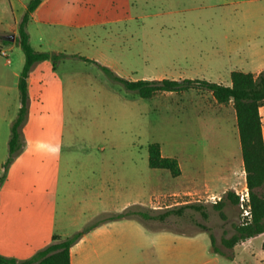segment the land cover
<instances>
[{"label":"rangeland","instance_id":"obj_1","mask_svg":"<svg viewBox=\"0 0 264 264\" xmlns=\"http://www.w3.org/2000/svg\"><path fill=\"white\" fill-rule=\"evenodd\" d=\"M256 1L43 0L27 25L30 45L64 57L36 63L29 72L22 148L0 185V255L27 260L58 237L128 208L146 213L147 220L135 218L153 230L190 234L203 225L223 258L264 264V234L232 249L221 244L242 222L240 207L224 200V193L246 188L231 103L213 105L218 107L214 117L213 98L205 90L143 100L82 60L126 80L183 77L227 85L229 71L245 59L227 47L233 39L245 40L244 31L251 29L247 22L258 12ZM28 2L0 0V176L9 126L19 109L16 83L24 62L12 37ZM259 114L264 141V106ZM153 143L164 157L178 160L183 180L148 167ZM231 169L233 183L223 194L165 196L185 187L193 173L214 179ZM221 198L225 220L212 208ZM193 203L203 207L206 219L185 209L164 222L151 220ZM205 235L201 264L204 258L213 261ZM143 251L136 252V263L139 257L151 259ZM221 259L218 264H225Z\"/></svg>","mask_w":264,"mask_h":264},{"label":"trees","instance_id":"obj_2","mask_svg":"<svg viewBox=\"0 0 264 264\" xmlns=\"http://www.w3.org/2000/svg\"><path fill=\"white\" fill-rule=\"evenodd\" d=\"M43 0H29L25 6L20 20L17 24L16 38L14 43L20 48L24 56L22 69L17 78L16 88L18 91L19 109L16 117L9 126V138L7 143V158L2 165V175L0 185L6 178L8 167L13 162L15 155L22 148L20 137V127L24 123L27 115V79L29 72L36 63L52 60L53 63L62 59L63 55L48 54L46 52L35 51L29 42L27 24L31 15L42 3ZM4 45L11 44L2 40ZM85 62L95 64L109 79L119 83L128 92L135 93L140 99L148 100L158 93L181 94L191 90H205L217 104L227 105L231 103L235 114V124L238 134L240 156L245 173V184L248 190L250 201V221L241 223L235 227L234 234L229 239H221V244L226 249H232L236 244L255 238L264 234V141L259 110L264 106V70L257 75L233 71L229 74V86L207 82L199 79H179V80H135L130 81L116 75L111 69L97 64L94 61L82 59ZM147 165L150 169L166 170L172 178L180 175V168L175 158L163 157L160 146L157 143L150 144L147 150ZM224 200L232 205H238V198L234 193L226 191ZM223 199L221 198L212 205L221 220H225L222 211ZM185 209L199 212L202 219H206L203 207L195 203L185 205L178 209H171L151 217V220L164 222L171 215L179 216ZM139 217L149 219L140 210L131 211L126 209L121 213L104 217L92 226L72 234L62 241L51 243L43 250L35 253L31 258L18 262L14 258H7L0 255V264H70L69 249L83 235L100 224L122 219ZM201 231L206 232L209 237L212 254L222 256L214 247V238L208 233V229L199 225ZM261 250L264 254V241L261 243Z\"/></svg>","mask_w":264,"mask_h":264},{"label":"crops","instance_id":"obj_3","mask_svg":"<svg viewBox=\"0 0 264 264\" xmlns=\"http://www.w3.org/2000/svg\"><path fill=\"white\" fill-rule=\"evenodd\" d=\"M256 3H258V12L253 19L249 20L250 24L247 22V25H249L251 29L248 30L246 28L244 31V33L251 34L252 37H248L247 34L244 36V41L233 39L227 47L228 52H241L240 54H242V56L237 57L245 58L239 62V66L235 65V67L229 71V74L233 71H237L257 75L264 70V7H259V0H257L255 4ZM39 6L31 15V18H33L32 16L38 11ZM27 33L30 42L31 36L28 31ZM161 79L163 78L152 80ZM179 79L185 78L178 77L173 80ZM28 83L29 75L27 79V92ZM224 86H229V84H225ZM213 105H217L214 99L213 103L210 104L209 109H215L212 112V116L217 117L216 109H218V107L213 108ZM218 106L221 105L219 104ZM11 165L8 167V169H10ZM178 165L180 168V175L174 178L177 181L183 180L184 178V174L179 162ZM233 178V169L229 171V174H225L224 176H219L214 179H211L208 176L202 177L199 175V173H193L192 176L185 178L184 181H187L185 187H182L178 191H174L165 196L175 197L194 195L197 197H209L217 193L223 194L226 189L232 185ZM217 184H220V186ZM205 234L207 233L201 230L192 232L190 234L165 229L153 230L152 228L146 227L137 218L106 222L98 225L87 234L83 235L75 244L70 247L69 260L70 264H201L200 257L202 255L203 248L200 244V240H203L204 236H206ZM58 239L59 241L63 240L60 237H58ZM139 251H143V253L147 254L150 253L151 259H146V261L145 259L141 260L139 257V262L136 263L137 259L135 257H138L136 256V252ZM207 251L210 255H212L211 259H213V261L204 258L206 259L205 264H218L220 262L218 261L220 258H222L221 260H223L225 264H235L238 262L237 260H240L237 258H233L232 260L225 259L222 256L212 254L210 252V243L207 245Z\"/></svg>","mask_w":264,"mask_h":264},{"label":"built area","instance_id":"obj_4","mask_svg":"<svg viewBox=\"0 0 264 264\" xmlns=\"http://www.w3.org/2000/svg\"><path fill=\"white\" fill-rule=\"evenodd\" d=\"M6 63H9L8 60H6ZM235 196L238 198V206L241 209V216H242V222L241 223H247L250 221L251 215H250V201H249V195L248 190L245 188L243 192L235 193Z\"/></svg>","mask_w":264,"mask_h":264},{"label":"water","instance_id":"obj_5","mask_svg":"<svg viewBox=\"0 0 264 264\" xmlns=\"http://www.w3.org/2000/svg\"><path fill=\"white\" fill-rule=\"evenodd\" d=\"M12 39L14 40V38L12 37Z\"/></svg>","mask_w":264,"mask_h":264}]
</instances>
